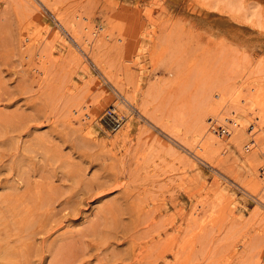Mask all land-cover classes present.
I'll list each match as a JSON object with an SVG mask.
<instances>
[{
  "label": "rangeland",
  "instance_id": "rangeland-1",
  "mask_svg": "<svg viewBox=\"0 0 264 264\" xmlns=\"http://www.w3.org/2000/svg\"><path fill=\"white\" fill-rule=\"evenodd\" d=\"M27 1L0 0V264H264V23L219 0ZM230 89L245 138L195 154Z\"/></svg>",
  "mask_w": 264,
  "mask_h": 264
},
{
  "label": "bare ground",
  "instance_id": "bare-ground-1",
  "mask_svg": "<svg viewBox=\"0 0 264 264\" xmlns=\"http://www.w3.org/2000/svg\"><path fill=\"white\" fill-rule=\"evenodd\" d=\"M28 1L30 2L28 4L34 3L33 0H28ZM219 1L223 2L224 4H226L227 6H230V7L242 8L248 13V15H256L257 18L259 19V21L261 23H264V11H262L261 9L259 10V8H260L259 5L262 4L264 0L263 1L262 0H249L250 2L248 5H244L245 0H219ZM41 2H43V4L48 3L47 0H41ZM74 25L73 26L68 25L66 27H68V29L69 28L71 29V32L73 33L76 41L79 42L80 45L85 41L87 42V40L93 39V37L97 34L96 33V27L84 26L83 28L85 29V32H83V34H85V36L82 39L80 37V35H78L77 29H75ZM25 38L28 39L29 37L25 36ZM82 40H85V41L82 42ZM84 44L85 43H83V46H84ZM92 58H93V61L95 62V64L101 69V71L106 72V70L104 69L102 64H100L98 59L95 56H92ZM105 72H103V73H105ZM106 74L109 75L107 72H106ZM107 75H106V77L110 78ZM112 80H114V79L111 78V83L115 84V82H116L115 85L118 88H120V86H119L120 84H117V81H115V80L112 82ZM236 90H238V89H236ZM129 92L125 91L124 95L122 94L124 102H123V104L118 105V108L120 110L121 109L123 110L124 104H127V103L129 105L131 104L133 95ZM133 100H134V98H133ZM242 100H243V98H240L235 93V91H231V89H230V90L224 91L222 93H219V94L213 96L212 98L208 99L205 102L204 106L200 109V112L198 113V116L196 119L197 120V125H196L197 128H196L195 135H194L195 145H193V148H191L192 151H195V154L201 153L203 148L216 150V149H219L221 147H224L225 146V140H228L227 142H232V143L236 144L237 146L241 145L243 139L245 138L244 125L242 123H240V121L238 120L239 119V112L243 110L242 109L243 106L241 104ZM131 105H133V104H131ZM87 106H88L87 104H82V105L79 104V105L74 106L72 109L74 111H77V110H80L81 108L85 109ZM138 107L140 108V111L145 112L144 107H142L140 104L138 105ZM124 111H125V108H124ZM85 114L87 117L90 116L88 111H86ZM124 118L126 119V121L123 124H121L122 120L119 119L117 127L115 126V128H116L115 132L108 133L107 134L108 137L103 139L104 145L108 146L111 150L120 149L121 140L126 139V137H127L126 133H127V128H128V122H127L128 117L126 116V114H125ZM211 119L213 120L214 123L222 124V126H225L224 124H227L228 127L225 126V128H227V133L226 134H219L217 131H215L214 130L215 125L210 123ZM218 121H220V122H218ZM256 126H257L256 124H251L250 128L248 130V133L250 134L252 132V130L254 128H256ZM258 128H260V127L258 126ZM224 135H225V137H222ZM254 141H255L254 138L250 139V141L245 144V147H244L245 150L248 149L253 144ZM247 158L249 159V157H247ZM263 168H264V166H263ZM261 173H262L261 175L263 176L264 171ZM261 188L263 189L261 197H264V183L261 185Z\"/></svg>",
  "mask_w": 264,
  "mask_h": 264
},
{
  "label": "built area",
  "instance_id": "built-area-1",
  "mask_svg": "<svg viewBox=\"0 0 264 264\" xmlns=\"http://www.w3.org/2000/svg\"><path fill=\"white\" fill-rule=\"evenodd\" d=\"M120 118H114V123L115 126H117L118 122H119ZM213 125H215L214 130L217 131L219 134H226L227 133V128H225L226 124H224L225 126H222V124H218V123H214L213 120L211 119V122ZM259 173L261 174V172L264 171L263 167L258 168Z\"/></svg>",
  "mask_w": 264,
  "mask_h": 264
}]
</instances>
